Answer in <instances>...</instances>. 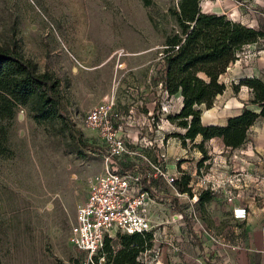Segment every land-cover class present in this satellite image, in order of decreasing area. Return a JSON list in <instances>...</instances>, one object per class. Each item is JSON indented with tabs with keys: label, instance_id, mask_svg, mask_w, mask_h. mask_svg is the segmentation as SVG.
I'll list each match as a JSON object with an SVG mask.
<instances>
[{
	"label": "rangeland",
	"instance_id": "374dc122",
	"mask_svg": "<svg viewBox=\"0 0 264 264\" xmlns=\"http://www.w3.org/2000/svg\"><path fill=\"white\" fill-rule=\"evenodd\" d=\"M175 1L0 0V46L18 51L58 82L66 116L37 121L34 111L18 106L10 121L8 151L0 154V264L90 262L91 254L67 240L87 179L103 168L101 143L82 118L105 97L120 107L136 102L139 112L157 109L164 96L152 78L159 76L163 36L174 27L167 7ZM240 2L246 10L247 2ZM230 3L235 0L206 10L225 11ZM255 50L245 47L238 56L247 60ZM241 66L243 61L231 63L220 75L226 89L215 98L214 110L234 94L230 85L237 83ZM176 96L170 113L177 111ZM176 127L170 133L183 131Z\"/></svg>",
	"mask_w": 264,
	"mask_h": 264
},
{
	"label": "crops",
	"instance_id": "0c3cea01",
	"mask_svg": "<svg viewBox=\"0 0 264 264\" xmlns=\"http://www.w3.org/2000/svg\"><path fill=\"white\" fill-rule=\"evenodd\" d=\"M243 1L249 6L246 10L230 3L223 7H229L228 10L207 9L206 12L223 13L232 20L264 31V16L256 12L264 10V0ZM254 45L252 58L246 60L238 56L245 47ZM241 51L233 62L234 65L244 62L236 79L264 78V39L243 46ZM176 98L178 110L181 101L178 95ZM223 98L220 111L213 106L201 111L203 125H223L228 117L239 114L244 107L258 111L255 105L248 103L251 92L244 85L239 86L232 97ZM193 140L198 143L200 136ZM183 147L169 140L163 148L165 164L169 173L183 172L189 176L190 194L176 195L162 180L143 185L151 197L146 207L153 226L149 264H264V122L256 119L247 128L243 142L236 147L225 146L218 137L204 141L203 159L202 153L192 145L187 146V155L182 156ZM200 192H207L209 199L200 204L189 201L193 194L197 198ZM237 204L247 210L242 220L230 216L231 207ZM177 212L182 213L181 220L173 218Z\"/></svg>",
	"mask_w": 264,
	"mask_h": 264
},
{
	"label": "trees",
	"instance_id": "16d2710c",
	"mask_svg": "<svg viewBox=\"0 0 264 264\" xmlns=\"http://www.w3.org/2000/svg\"><path fill=\"white\" fill-rule=\"evenodd\" d=\"M141 2L149 4V0ZM167 12L174 27L163 36L161 68L157 80L152 78V82L159 83L167 95L180 97V107L166 118L183 131L166 136L178 138L182 146L188 139L202 153L201 159L205 157L203 142L209 138L218 137L228 147L240 145L247 128L256 119L264 122V78L244 77L230 85L234 92L241 85L249 88L248 103L255 105L258 111L244 107L239 114L228 117L223 125H203L200 113L201 109L210 108L215 96L224 91L226 85L220 75L234 62L243 46L264 39V31L232 20L223 13L203 12L198 0H176L167 7ZM58 93V82L49 74L38 71L35 63L13 48L0 46V154L8 151L7 128L18 106L34 111L37 121L53 117L66 119ZM76 133L80 136V132ZM197 135L200 140L194 143ZM129 166L119 163L118 169ZM188 182L189 176L182 173L173 184L178 192L190 194ZM208 199L207 192H200L196 202L200 204ZM151 238L150 232L116 233L114 238L106 237L87 264H98V258L102 259V264H142L139 253L150 248Z\"/></svg>",
	"mask_w": 264,
	"mask_h": 264
},
{
	"label": "built area",
	"instance_id": "2783aa9c",
	"mask_svg": "<svg viewBox=\"0 0 264 264\" xmlns=\"http://www.w3.org/2000/svg\"><path fill=\"white\" fill-rule=\"evenodd\" d=\"M220 1L198 0V5L201 11L206 12L205 3L216 5ZM234 5L242 4L235 1ZM157 85L160 87L159 83ZM159 90L164 100L158 102L154 112L153 108L139 112L136 102L120 107L114 98L105 97L84 113L83 125L94 131L101 143L103 168L100 173L87 179L85 194L75 206L73 223L67 237L75 249L93 254L100 249L104 238H114L116 233L151 232L153 226L146 209L151 197L144 189V184L162 180L172 188L174 194H181L173 182L183 172L167 171L163 150L167 145L165 135L175 126L165 117L170 113L168 107L172 96L161 88ZM164 124L168 126L166 129L162 128ZM189 145L191 142L185 139L182 156L187 155ZM119 163H128L130 166L119 170ZM187 186L192 190L189 182ZM189 201H196L195 194ZM246 215L244 205L237 204L230 209V216L234 220H242ZM173 218L181 220L182 213H175ZM149 251L145 249L139 253L138 259L142 264L150 263Z\"/></svg>",
	"mask_w": 264,
	"mask_h": 264
},
{
	"label": "water",
	"instance_id": "95a60500",
	"mask_svg": "<svg viewBox=\"0 0 264 264\" xmlns=\"http://www.w3.org/2000/svg\"><path fill=\"white\" fill-rule=\"evenodd\" d=\"M18 118H19V116H18Z\"/></svg>",
	"mask_w": 264,
	"mask_h": 264
}]
</instances>
